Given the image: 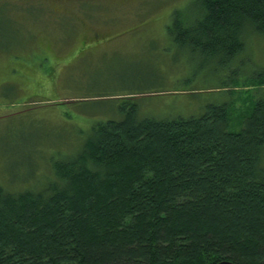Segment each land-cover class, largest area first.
I'll list each match as a JSON object with an SVG mask.
<instances>
[{"label": "trees", "instance_id": "1", "mask_svg": "<svg viewBox=\"0 0 264 264\" xmlns=\"http://www.w3.org/2000/svg\"><path fill=\"white\" fill-rule=\"evenodd\" d=\"M193 7L172 13L168 34L215 74L231 73L249 35L264 38V0ZM251 74L258 96L240 109L233 98L154 118L124 106L51 156L41 187L0 184V264H264V65Z\"/></svg>", "mask_w": 264, "mask_h": 264}, {"label": "rangeland", "instance_id": "2", "mask_svg": "<svg viewBox=\"0 0 264 264\" xmlns=\"http://www.w3.org/2000/svg\"><path fill=\"white\" fill-rule=\"evenodd\" d=\"M195 1L0 0V184L41 187L33 178L51 156L73 153L93 122L120 119L124 106L190 117L213 101L235 98L240 109L257 98L249 80L264 65L261 35L221 75L168 34L172 13L190 15Z\"/></svg>", "mask_w": 264, "mask_h": 264}, {"label": "flooded vegetation", "instance_id": "3", "mask_svg": "<svg viewBox=\"0 0 264 264\" xmlns=\"http://www.w3.org/2000/svg\"><path fill=\"white\" fill-rule=\"evenodd\" d=\"M93 40H98L100 39V37L98 36V34L94 33L93 36L90 37Z\"/></svg>", "mask_w": 264, "mask_h": 264}]
</instances>
